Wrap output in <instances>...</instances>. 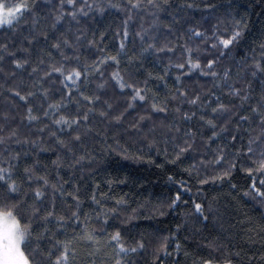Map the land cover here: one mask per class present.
Wrapping results in <instances>:
<instances>
[{
	"label": "trees",
	"instance_id": "obj_1",
	"mask_svg": "<svg viewBox=\"0 0 264 264\" xmlns=\"http://www.w3.org/2000/svg\"><path fill=\"white\" fill-rule=\"evenodd\" d=\"M0 2L8 6L22 0ZM27 2L31 11L0 26V167L10 168V181L18 185L10 194L0 182V206L19 204L17 213L31 218L40 237L31 247L53 250L51 258L39 256V264H53L62 250L53 245L73 240L85 224L97 230L100 250L90 258L93 246L76 239L69 264H115L117 259L122 264H264V198L251 189L255 183L264 191V172L258 170L264 160V0H156L159 10L147 0L139 9L129 0ZM237 21L241 37L223 48L217 41L228 39ZM194 28L206 39L195 38ZM142 29L154 40L142 42L136 35ZM152 42L164 50L144 52ZM57 43L59 49L53 47ZM185 45L200 69L189 72ZM108 56H116L119 64L99 63ZM17 60L27 63L18 68ZM208 60L215 61L211 70ZM181 63L184 68L176 67ZM53 65L62 66L65 75L73 69L83 74L88 65V74L73 87L60 73L45 75ZM117 71L128 84L147 89L144 101L132 102V89L119 88L112 78ZM209 71L217 75L204 74ZM233 88L240 94L232 95ZM97 96L92 102L84 99ZM197 96L198 103L190 104ZM50 103L61 106L53 111ZM153 103L167 111H154ZM218 104L228 110L212 112ZM29 108L38 120L28 119ZM89 108L94 111L79 125L54 123L61 116L82 117ZM181 148L187 150L181 153ZM25 168L32 170L33 180ZM37 188L44 192L39 199L33 194ZM177 193L180 200L173 205ZM195 204L203 206L206 220ZM33 208L40 210L35 216ZM50 211L54 216L45 222L42 217ZM73 212H79V221L71 218ZM115 231L126 249L137 250L119 252L108 244Z\"/></svg>",
	"mask_w": 264,
	"mask_h": 264
},
{
	"label": "snow or ice",
	"instance_id": "obj_2",
	"mask_svg": "<svg viewBox=\"0 0 264 264\" xmlns=\"http://www.w3.org/2000/svg\"><path fill=\"white\" fill-rule=\"evenodd\" d=\"M166 2V0H165ZM68 3L71 4L73 3V0H68ZM147 4L155 9H160V4L156 2V0H147ZM129 5L132 9H139L142 6V0H135V3L132 2V0H129ZM33 5H30L27 0H22L21 3L15 4L13 6H6L4 3L0 2V26H3L5 24L7 25H12L14 21H17L21 18L23 12L26 11H31L32 10ZM187 7L191 8L193 7V5L189 4L187 5ZM211 7V5H210ZM80 12H83V8H81L79 10ZM72 17L75 18L76 13L73 12L71 13ZM86 15V13H85ZM131 17H129L130 19ZM58 21L63 19V15H59L56 18ZM155 23V21H154ZM127 24H128V20L124 21V29H123V36L125 38V40H127L128 38V31H127ZM240 22L237 21L235 24V27L231 33V36L228 39H223L220 38L217 43L219 45H221L223 48H228L230 45H233L236 41L239 40V38L241 37V31L240 29ZM192 31V35L195 38L198 39H206V35L204 32H201L199 28H194L191 30ZM137 36H139V39L143 42L147 39L150 40H154L153 37H148L147 36V30L146 29H142L140 32L136 33ZM213 36H215V33H213ZM65 43H67V41H65ZM6 47V46H5ZM54 48L59 49L61 47V45L59 43L54 44L53 45ZM125 47V43L124 41H121L120 43V48L124 49ZM213 48L217 47V44H212ZM262 48H264V45H262ZM149 50H155L156 52H160L163 51L164 48H157L156 43L152 42V43H148L147 47H145L143 49L144 52H148ZM168 51H172V49H168ZM185 54L187 56V59L185 61V63L187 65H189V72H191L194 69H200L201 68V64L200 61L197 60H193L192 59V55H193V50L188 48L187 45H185ZM223 54V53H221ZM105 60H111L114 61L115 63L119 64V61L117 60L116 56H108V57H104L103 59H101L99 61L100 64L104 63ZM27 63V61H15V64L18 68H22L24 66V64ZM215 61L213 60H208L207 61V65L206 67L211 70V68L214 66ZM257 69H260V65L259 63H257L256 65ZM85 72L82 74L79 70L73 69L71 72L67 73L65 75L64 73V69L63 67H56L55 65H53L51 67V72L50 73H45L46 76L51 75V73H60L61 75L64 76V80L65 81H71L73 87H77V81L80 79V77L82 75L87 76L88 74V65H85ZM176 67L178 68H184L185 64L181 63L176 65ZM94 70H99L98 64H94L93 65ZM202 70V69H201ZM33 71H35V69H33ZM261 71H264V69H261ZM205 75L211 74L212 76H216L217 74L215 72H205ZM225 76H227V73H225ZM112 78L116 81L117 85L119 86L120 89H124V88H131L134 95L131 97V101L132 102H136L137 100L139 101H144L145 100V95L142 94V92H146L147 89H140V88H136L133 85L128 84L124 78L120 75V73L117 72H113L112 73ZM177 79H179V77H177ZM63 83V81H62ZM67 87V85H66ZM100 87H103V85H100ZM71 94V91L69 90V95ZM232 95H239L240 94V90L239 89H235L233 88L231 91ZM17 96L20 97L21 100H27L28 97L27 96H20L19 93H16ZM29 95H33L32 93H29ZM45 95H47V92H45ZM81 95L83 96V93H81ZM181 95H186V93H181ZM84 99L86 101L92 102L94 100H99V97H84ZM219 98H217L218 100ZM244 99H247V97L245 96ZM200 100V97L197 96L194 99L190 100L189 103L190 104H197L198 101ZM60 104L59 103H50L48 105L49 109L56 111L60 108ZM109 108H111L112 106L109 104L108 105ZM129 107H132V103L129 104ZM152 108L154 111H159V112H165L167 111L166 108L164 107H158L157 104L153 103L152 104ZM227 107L224 104H218L216 108L212 109V112H217V111H227ZM94 111V109L89 108L87 110V112H85L83 114L82 117L77 116L75 118H67L64 116H61L59 119H56L54 121L55 124L60 125V124H64L66 125L68 128H71L73 125H79L81 123V119L83 121H87L89 119V115L88 113ZM253 111H258V109L254 108ZM28 119L29 120H38L39 117L32 115V109L29 108L28 109ZM44 116H48L49 112L45 111L43 113ZM101 115H107V113L102 112ZM192 115H195V113H193ZM184 117L186 119H190L191 117L189 116L188 113L184 114ZM115 119L119 120L120 117L117 116L115 117ZM141 120L144 119V117H140ZM201 119H203V117H201ZM241 119H247V117H241ZM262 119H264V114H262ZM207 123L209 125H213V121L212 120H208ZM214 126V125H213ZM224 129H221V131H223ZM14 135V134H13ZM53 136H55V133H52ZM218 135V133L214 132L213 136ZM3 138H0V142H2ZM74 139H76L77 141L80 139L79 135L75 136ZM19 143V141H17ZM57 142L63 146V147H67V145L65 144V142L62 139H59L57 137ZM34 143V142H33ZM251 141H250V146H249V152H252L253 149L251 148ZM188 147H191V145H188ZM186 148H181L180 152L183 153L184 151H186ZM18 156V154H17ZM82 159V158H81ZM219 159H222V157H220ZM79 161H77L78 163ZM53 163H57V161H54ZM259 171L264 172V160L259 162ZM248 171H252L251 169H249ZM24 172L26 174V177L29 181L33 180V175H32V170L29 168H25ZM12 171L11 169H5L3 167H0V182H3V184L8 188L9 193H16L18 192V185L16 183L15 180H11L10 181V177L12 176ZM227 173H225L226 175ZM38 180H42L43 184L45 186L48 185V180L46 178L43 177H39L37 178ZM203 183V181H202ZM261 184L264 185V181H261ZM53 187H55L53 185ZM251 189L252 191L255 192V194L261 198H264V191H262L260 188H257L255 183H253L251 185ZM33 194L34 196L39 199L44 195V192L42 190H40L39 188L34 189L33 190ZM244 195H250L249 192H245ZM77 201V207L79 206V198L76 197L75 198ZM92 199L95 201V196L92 197ZM180 200V195L179 193L176 194L175 199L172 201V204L175 205L176 201ZM96 203H99V201H96ZM7 207L8 211L5 212L3 211V208ZM19 208V204H6V205H2L0 206V264H39V260L38 257L43 255L46 258H51L53 255V250L52 249H48L47 252L45 253H41L38 249V247H31V245H33L34 243H36L38 245L40 237L36 236L33 232V228H32V223H31V218H25L20 216L17 213V209ZM194 210L199 213L203 219H207V216L203 215L204 209L203 206L201 204H195L194 205ZM39 209L38 208H33L32 210V216H35L39 213ZM54 216V212L50 211L48 212L44 217H42V220H44L45 222L50 218ZM71 218L75 221H79L80 220V216H79V212H73L71 214ZM27 219V222H22V220ZM63 217H59L58 218V222H63ZM107 221L105 220V223ZM21 223H22V227H21ZM47 231V229H46ZM78 239L81 242H88L91 246H93L94 250L93 252L89 253V257L91 258L92 255H94L95 252H98L100 249L95 247L96 245H99L101 243V241L98 238L97 235V230L96 229H92L91 231L88 230L87 225L85 224V227L82 231L81 234H79L78 236L74 237L73 240H63V241H57L54 245L53 248H56L57 246H59L62 250L59 252L58 255L55 256V260L53 261V264H69V257L70 255H75L76 249L74 246V240ZM121 240V234L119 231H115L108 239L107 243L108 244H115L116 248L118 249L119 252H126V251H131V252H135L137 249L136 248H130V249H126L124 244L120 243ZM137 247L139 248H143V244L139 243L137 245ZM162 248L165 247L164 245L161 246ZM179 245H177V249H179ZM237 256H239V253H236ZM262 259H264V257H262ZM115 264H122V261L120 259H117L115 261ZM202 264H213V262L211 260H204L202 261ZM224 264H231L230 260H225Z\"/></svg>",
	"mask_w": 264,
	"mask_h": 264
},
{
	"label": "clouds",
	"instance_id": "obj_3",
	"mask_svg": "<svg viewBox=\"0 0 264 264\" xmlns=\"http://www.w3.org/2000/svg\"><path fill=\"white\" fill-rule=\"evenodd\" d=\"M3 211H5V212H7L8 211V208L7 207H4L3 208ZM23 225H22V223H21V227H22Z\"/></svg>",
	"mask_w": 264,
	"mask_h": 264
},
{
	"label": "rangeland",
	"instance_id": "obj_4",
	"mask_svg": "<svg viewBox=\"0 0 264 264\" xmlns=\"http://www.w3.org/2000/svg\"><path fill=\"white\" fill-rule=\"evenodd\" d=\"M21 3V2H20ZM16 4H18V3H16ZM14 4H8V6H13ZM6 25V24H5Z\"/></svg>",
	"mask_w": 264,
	"mask_h": 264
}]
</instances>
